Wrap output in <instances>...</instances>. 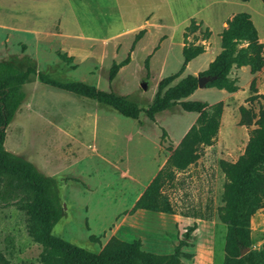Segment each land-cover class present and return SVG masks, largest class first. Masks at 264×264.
<instances>
[{"label": "rangeland", "instance_id": "1", "mask_svg": "<svg viewBox=\"0 0 264 264\" xmlns=\"http://www.w3.org/2000/svg\"><path fill=\"white\" fill-rule=\"evenodd\" d=\"M250 9L264 36V15ZM242 11L233 0H0V60L14 59L24 71L28 57L36 72L50 79L112 92L141 110L138 120L124 118L91 99L45 85L37 75L21 86L26 99L6 128L4 147L56 178L63 217L54 236L93 253L112 237L140 240L144 251L161 255L183 241L182 252L192 256L184 263L223 264L226 227L217 212L225 179L219 162H235L247 144L251 128L238 125V108L257 112L264 102H248L249 92L207 88L200 73L218 52L227 20ZM191 18L202 21L212 35L205 54L170 86L188 75L203 78V86L183 101L221 103L220 129L199 160L162 189L173 214L130 213L198 117L179 104L156 114L153 122L144 114L159 82L182 65V33ZM142 30L130 63L109 81L111 65L125 60ZM198 39L189 36V42ZM64 54L73 61L62 60ZM230 78H237L242 90L252 80L242 68ZM251 239L253 250L264 243V210L252 218ZM40 252L27 233L26 215L15 206L0 207V254L9 264H39Z\"/></svg>", "mask_w": 264, "mask_h": 264}, {"label": "trees", "instance_id": "2", "mask_svg": "<svg viewBox=\"0 0 264 264\" xmlns=\"http://www.w3.org/2000/svg\"><path fill=\"white\" fill-rule=\"evenodd\" d=\"M260 1L264 6V0ZM144 32L142 30L135 35L125 60L111 65L109 81H113L118 71L130 63V53ZM196 33L200 35L201 41L211 36V31L203 27L201 21L191 18L182 34V65L177 73L159 82L153 102L144 114L153 122L156 114L179 104L184 111L197 113L198 117L146 186L130 213L142 210L173 214L174 210L162 189L173 182L177 172L196 163L202 155V149L213 145L217 137L222 104L183 101L197 89L198 81L194 76L188 75L170 86L190 61L205 52L203 44L188 42V37ZM219 36L221 51L200 76L208 80L207 88L231 94L239 90L236 80L229 77L233 68L249 67L252 75L264 68L263 44L259 41L250 15L245 12L228 19L226 28ZM60 57L67 63L73 61L72 57L65 54ZM25 60L29 66L24 71L17 67L14 59L0 60V207L15 206L26 215L27 233L41 247L39 264H186L183 259L190 260L192 256L182 252V246L185 245L183 241L172 253L161 255L144 251L140 240L126 242L112 237L99 252L93 253L52 234L63 216L55 179L43 175L32 163L4 147L6 128L26 99L21 86L32 75H37L45 85L91 99L125 118L138 120L141 110L127 98L112 92L99 91L79 82L60 83L50 79L46 74L36 72L30 58L26 57ZM250 91L257 93L255 80L250 84ZM258 98L264 102V95L251 96L248 102ZM238 111L239 126L251 129L245 149L238 159L235 162H219L225 179L222 206L217 212L218 219L226 227L223 264H264V243L259 249H251V220L258 211L264 209V106L257 112L252 107L244 106H240ZM194 227L189 231H193ZM91 240L96 238L91 237ZM245 249L248 252L242 255ZM0 264H9L2 254Z\"/></svg>", "mask_w": 264, "mask_h": 264}, {"label": "crops", "instance_id": "3", "mask_svg": "<svg viewBox=\"0 0 264 264\" xmlns=\"http://www.w3.org/2000/svg\"><path fill=\"white\" fill-rule=\"evenodd\" d=\"M234 1V3L235 4H237L239 7H241V8H243V10L244 11H242V12H245V13H248L249 15H250V8H253L254 9V7H256L263 15H264V6H263V4H262V2L260 1V0H249V1H247V2H241V1H237V0H233ZM238 13V12H237ZM236 13V14H237ZM235 15V14H234ZM250 17H251V20H252V16L250 15ZM199 22V21H198ZM202 22V21H201ZM252 22H253V24H254V26H255V21L254 20H252ZM203 23V22H202ZM189 25V24H188ZM187 25V26H188ZM203 27H207V26H204V24H203ZM208 28V27H207ZM226 28V24H225V27L223 28V29H225ZM255 28H256V26H255ZM209 29V28H208ZM223 29H222V31H223ZM210 31H211V29H209ZM256 30H257V32H258V29L256 28ZM184 31V30H183ZM221 31V32H222ZM220 32V33H221ZM183 34V33H182ZM195 35H197V36H199V41H197V43H194V42H189V37H188V42L189 43H193V44H203L204 46H205V52H206V42L210 39H208V40H206V41H201L200 40V35L198 34V33H196V34H192V36H195ZM211 35H212V31H211ZM220 35V34H219ZM211 37V36H210ZM258 37H259V41L263 44V51H264V36L262 35V34H260L259 32H258ZM183 38V37H182ZM219 39H220V36H219ZM220 41V43H221V39L219 40ZM183 47V46H182ZM221 51V47L219 46V49H218V52L216 53V55L212 58V59H210V62H209V64L215 59V57L219 54V52ZM205 52L203 53V54H205ZM203 54H201L200 56H202ZM200 56H198V57H196L195 59H193V60H196V59H198ZM181 57H182V48H181ZM149 58V57H148ZM149 60V59H148ZM192 60V61H193ZM192 61H190V62H192ZM182 62H183V58H182ZM189 62V63H190ZM188 63V64H189ZM187 64V65H188ZM208 64V65H209ZM187 67V66H186ZM207 68H208V66H207ZM206 68V69H207ZM242 69H245V71H247L248 72V74H249V77H251L252 78V80H255V88H256V90H257V93L256 94H254V93H252L251 91H250V84H251V82H252V80H251V82H250V84H249V86L247 87V89L245 88V90H242L241 89V87L242 86H239V82H238V80H237V78H231V79H233V80H236V84H237V86L239 87V90L237 91V92H235V93H231V94H237V93H251V95L252 96H254V95H264V68L260 71V72H258V73H256V74H254V75H252L251 73H250V70H249V67H241ZM241 68H233L232 69V71L230 72V74L234 71V70H237V69H241ZM230 77V76H229ZM210 89H214V88H210ZM215 90H217V89H215ZM218 91H224V90H218ZM224 92H226V91H224ZM227 93V92H226ZM228 94H230V93H228ZM193 95V94H192ZM251 97V96H250ZM244 107H247V106H244ZM116 112V111H115ZM256 112V111H255ZM119 114V113H118ZM238 115H239V111H238ZM123 117V116H122ZM222 117V116H221ZM125 118V117H124ZM129 119V118H128ZM132 120V119H131ZM239 120H240V115H239ZM239 120H238V125H239ZM220 123H221V120H220ZM241 127H244V126H241ZM219 129H220V127H219ZM189 130V129H188ZM218 132H219V130H218ZM186 134V133H185ZM184 134V135H185ZM218 135V134H217ZM183 138V137H182ZM217 138V137H216ZM216 140V139H215ZM212 146V145H211ZM210 147V146H209ZM165 164V163H164ZM45 176H47V175H45ZM47 177H52V178H54L53 176H47ZM55 179V181H56V178H54ZM58 193H59V191H58ZM262 210H264V209H262ZM261 211V210H260ZM63 217V216H62ZM252 221V220H251Z\"/></svg>", "mask_w": 264, "mask_h": 264}, {"label": "water", "instance_id": "4", "mask_svg": "<svg viewBox=\"0 0 264 264\" xmlns=\"http://www.w3.org/2000/svg\"><path fill=\"white\" fill-rule=\"evenodd\" d=\"M205 83L203 78H198V86H203V84ZM247 249L242 251V255H244L243 253L246 251Z\"/></svg>", "mask_w": 264, "mask_h": 264}]
</instances>
